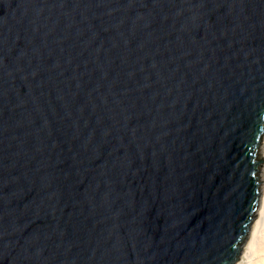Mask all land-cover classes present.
Here are the masks:
<instances>
[{
    "label": "water",
    "instance_id": "water-1",
    "mask_svg": "<svg viewBox=\"0 0 264 264\" xmlns=\"http://www.w3.org/2000/svg\"><path fill=\"white\" fill-rule=\"evenodd\" d=\"M263 137L264 0H0V264H233Z\"/></svg>",
    "mask_w": 264,
    "mask_h": 264
},
{
    "label": "bare ground",
    "instance_id": "bare-ground-1",
    "mask_svg": "<svg viewBox=\"0 0 264 264\" xmlns=\"http://www.w3.org/2000/svg\"><path fill=\"white\" fill-rule=\"evenodd\" d=\"M260 157L264 160V137L260 147ZM261 182V195L258 210L251 223V228L241 244V251L238 255V259L233 264H259L261 259V245L262 242H264L262 241L260 227V222L264 220V217H262V210H264V162L261 164Z\"/></svg>",
    "mask_w": 264,
    "mask_h": 264
},
{
    "label": "snow or ice",
    "instance_id": "snow-or-ice-1",
    "mask_svg": "<svg viewBox=\"0 0 264 264\" xmlns=\"http://www.w3.org/2000/svg\"><path fill=\"white\" fill-rule=\"evenodd\" d=\"M262 217H264V210H262ZM260 227H261V236H262V241H264V220H262V222H260ZM261 259L259 261V264H264V242H262L261 245Z\"/></svg>",
    "mask_w": 264,
    "mask_h": 264
}]
</instances>
